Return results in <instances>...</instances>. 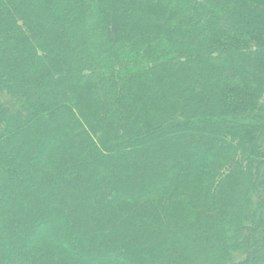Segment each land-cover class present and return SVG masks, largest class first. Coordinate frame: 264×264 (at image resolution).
Returning a JSON list of instances; mask_svg holds the SVG:
<instances>
[{"label":"trees","instance_id":"obj_1","mask_svg":"<svg viewBox=\"0 0 264 264\" xmlns=\"http://www.w3.org/2000/svg\"><path fill=\"white\" fill-rule=\"evenodd\" d=\"M0 264H264V0H0Z\"/></svg>","mask_w":264,"mask_h":264}]
</instances>
